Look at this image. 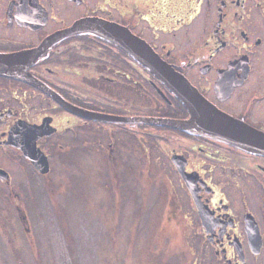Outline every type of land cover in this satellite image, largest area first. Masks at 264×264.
<instances>
[{
	"label": "flooded vegetation",
	"instance_id": "af4514ba",
	"mask_svg": "<svg viewBox=\"0 0 264 264\" xmlns=\"http://www.w3.org/2000/svg\"><path fill=\"white\" fill-rule=\"evenodd\" d=\"M87 23L112 39L123 31L146 41L216 109L264 134V0H0V58L27 56L8 69L0 60L2 71L24 73L0 75V152L20 166L23 181L36 190L34 181L49 183L67 158L85 155L86 139H95L99 167L120 162L124 169L134 158L146 170L170 162L185 194L170 193L171 212L195 228L194 264H264V156L67 108L125 119L191 116L108 37L80 32L48 42ZM0 169L9 183L12 173Z\"/></svg>",
	"mask_w": 264,
	"mask_h": 264
},
{
	"label": "rangeland",
	"instance_id": "374dc122",
	"mask_svg": "<svg viewBox=\"0 0 264 264\" xmlns=\"http://www.w3.org/2000/svg\"><path fill=\"white\" fill-rule=\"evenodd\" d=\"M93 140L37 190L0 152L12 173L0 181V264H194L195 228L171 212L170 193L185 194L170 162L99 167Z\"/></svg>",
	"mask_w": 264,
	"mask_h": 264
},
{
	"label": "water",
	"instance_id": "95a60500",
	"mask_svg": "<svg viewBox=\"0 0 264 264\" xmlns=\"http://www.w3.org/2000/svg\"><path fill=\"white\" fill-rule=\"evenodd\" d=\"M101 25L87 23L74 26L70 31L57 33L51 37L48 42L54 43L70 33L93 32L102 37H108L110 41L115 42L121 48L125 49L132 55L137 62L146 67L156 76L172 93L181 101L190 113L189 119H173V118H156V117H133V118H117L113 116L102 115L95 112L79 110L70 105H66L72 112L92 120L112 121L119 123H133L153 126H162L181 130L193 135H202L214 138L228 144L239 147L247 152L264 156V134L247 125L234 120L225 113L216 109L211 105L191 83L169 64L162 60L149 46V44L133 34H127L123 31L119 32V39L110 38L112 32L106 36L101 31ZM46 45L44 44V47ZM30 57V56H29ZM27 59L26 55L12 56V58H0L10 68L11 62H20ZM0 64V75H8L21 77L24 73L11 72ZM35 85L37 83L35 82ZM42 90L49 89L40 83ZM0 179L9 180V173L0 169Z\"/></svg>",
	"mask_w": 264,
	"mask_h": 264
}]
</instances>
